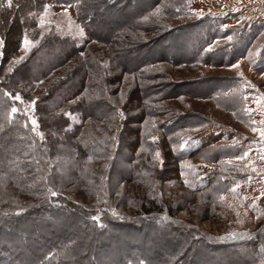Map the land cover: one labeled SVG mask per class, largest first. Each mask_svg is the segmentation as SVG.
Wrapping results in <instances>:
<instances>
[{"label":"trees","instance_id":"1","mask_svg":"<svg viewBox=\"0 0 264 264\" xmlns=\"http://www.w3.org/2000/svg\"><path fill=\"white\" fill-rule=\"evenodd\" d=\"M47 1L75 8L87 44L78 46L71 38L50 33L20 59L22 35L37 25ZM113 1L12 0L9 6L0 0V31L6 24L8 31L16 29L12 42L0 44V187L7 184L17 191L0 188V264H158L170 245V240L160 245L161 238H169L170 232L183 239L173 245L182 255L199 247L186 264H217L216 258L224 264H264L263 232L210 239L179 225L175 209L156 199L142 204L134 217L112 214L106 206L122 182L182 175L185 159L191 158L228 169L206 171L194 194L212 204L229 194L235 179L226 162L239 150L212 143L188 155L183 143L212 121L198 113L173 111L164 103L190 97L237 114L244 108V81L216 77L176 83L152 69L165 63L231 66L246 57L258 36L253 30H223L222 21L211 17L167 28L166 19L188 15L192 0ZM102 4H110L109 9ZM149 31L162 33L152 39L142 36L139 42L125 39L130 35L119 39L127 32ZM119 40L135 54L115 49ZM91 44L115 49L110 69L102 60L84 61L76 65L77 72L59 77L72 57L81 58ZM143 77L147 82L139 81ZM121 83L130 87L125 94L131 95L129 102L136 103L134 132L127 126L132 119L115 101L125 97ZM155 120L149 133L141 130ZM103 127L113 128L115 136L108 137ZM124 133H129L127 142L120 139ZM157 150L163 154L162 169ZM73 182L83 185L96 202L84 206L72 200L66 190Z\"/></svg>","mask_w":264,"mask_h":264},{"label":"rangeland","instance_id":"2","mask_svg":"<svg viewBox=\"0 0 264 264\" xmlns=\"http://www.w3.org/2000/svg\"><path fill=\"white\" fill-rule=\"evenodd\" d=\"M126 1L130 0H114L113 2L123 4ZM137 1L132 0L133 3ZM109 5L102 4L101 7L109 9ZM187 10L188 15L176 19H166L164 23L167 28L172 29L204 17H211L222 21L221 29L223 30H253L258 36L246 57L236 60L231 66H179L165 63L152 69V73L165 75L163 79H169L176 83L216 77H237L244 81V108L237 114L226 112L211 101L190 97L173 99L164 103L173 111L198 113L212 121L211 125L203 129L199 135L191 136L183 143L182 148L188 150V155L195 147L212 143L221 147L239 150L236 158L226 162V165L230 166V170L233 172L231 176L235 179L231 190L228 195L221 196L213 204L202 196L194 194L192 191L201 186L199 183L206 171L225 172L228 169L226 166L224 168L202 159L191 158L189 160L185 159L182 175L173 172L162 178L151 177V180L146 183L122 182L118 185L116 194L106 203V206L108 205L107 207L112 214L134 217L140 213L142 204H150L156 199L158 204L165 207L171 206L170 208L175 209L173 218L179 225L200 232L206 238L230 240L255 232L264 233V135H262V132H264V107H261V104H264V99H262L264 98V0H192ZM41 19L44 20L43 25L40 23ZM7 28L8 24L2 27L0 31L1 38L3 42L6 41V45L7 42H12L10 40L16 33V29L8 31ZM80 29H83V36L79 34ZM50 33L71 38L76 41L78 46L84 43L87 44L86 30L79 22L75 8L73 6L56 5L47 1L42 13L38 14L37 25L22 35L20 59L28 56L40 44V41ZM161 33L160 31H149L146 34L127 32L123 36H119V39L130 35L131 37L125 39L131 42H139L142 36L146 39H152L161 36ZM117 37L118 33H115L114 39ZM25 38L29 41L27 48L24 45ZM116 48H125L124 54L126 55L135 54L133 48L123 46L122 40H119L118 44L115 45ZM114 50L100 44H91L88 46L86 53L84 52L81 55V58L72 57V62H69L59 72L58 76L70 75L78 66L77 64L84 61L102 60L107 63V69H110V63L113 64L115 60ZM127 79L131 80L130 78ZM139 81L144 83L146 79L143 77ZM127 82L130 81L126 80ZM120 86V90L125 97L118 98L115 101L126 110V113L132 119V122L127 126L134 132L137 113L134 112L133 105H136V103L129 102L128 97L131 95H125L130 92V87L128 85L124 86L123 83ZM35 94H39V92ZM138 95H140L139 92ZM156 123L155 120L151 125L149 123L147 126L141 127V130L149 133L150 129L147 130L148 127L154 128ZM103 129L108 137L115 136L113 128L103 127ZM94 134L96 133L94 132ZM128 135L129 133H124L120 139L124 138L123 140L127 142ZM153 137L152 141L157 143L158 137L156 135ZM157 153H159V156H157ZM245 153L247 155H244ZM154 155L162 169L164 158L161 150L155 151ZM94 170L98 171L96 165ZM105 181H107L106 178ZM4 183L6 182L4 181ZM94 183L96 185V182ZM110 187H112L111 182ZM0 188L7 193H17L16 189L7 184ZM66 193L72 200L84 206L96 202V198H92L86 192L84 186L77 182L69 184ZM0 201H2L1 196ZM155 233L158 234V231ZM141 239L143 240L142 237L139 240ZM161 239L160 245L169 240L170 245L165 248L166 251H169L160 257L158 264H186L187 260L191 259L190 254L192 252L194 254L199 249L198 246H194L189 255H187V252L182 255L181 248H173V245L183 241V239H176L173 232H170L169 238ZM123 240L131 241V239L125 238ZM179 256L183 257L177 260ZM216 260L218 261L217 264H224L220 259L216 258Z\"/></svg>","mask_w":264,"mask_h":264},{"label":"snow or ice","instance_id":"3","mask_svg":"<svg viewBox=\"0 0 264 264\" xmlns=\"http://www.w3.org/2000/svg\"><path fill=\"white\" fill-rule=\"evenodd\" d=\"M11 3H12V0H8V5H9V6H11ZM0 7H3V5L0 4ZM46 15H47V10H46ZM40 23L43 25V24H44V20L41 19ZM79 34H80L81 36L84 35L83 29H80V30H79ZM2 43H3V41H0V44H2ZM24 45H25L26 48H27L28 45H29V41H28L27 38L24 39ZM16 99L19 100L20 97H19V96H16ZM262 99H264V98H262ZM261 107H264V104H261ZM12 112L15 113V112H16V109L13 108V109H12ZM32 124L35 126V125H36V121H35V120H32ZM262 135H264V132H262ZM153 139H155V137H153ZM244 155H247V153H245ZM157 156H159V153H157ZM48 191H49V193H50L51 195H56V193L53 192L51 189H49ZM241 222H242V221H241Z\"/></svg>","mask_w":264,"mask_h":264}]
</instances>
